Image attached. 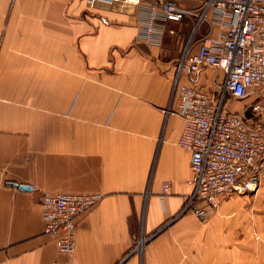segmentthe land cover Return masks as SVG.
Instances as JSON below:
<instances>
[{
  "label": "crops",
  "instance_id": "0c3cea01",
  "mask_svg": "<svg viewBox=\"0 0 264 264\" xmlns=\"http://www.w3.org/2000/svg\"><path fill=\"white\" fill-rule=\"evenodd\" d=\"M137 17L86 0H0V264H264V182L221 197L207 223L181 215L195 177L168 111L177 85L218 97L223 74L178 76L170 46L196 20L156 47L137 41ZM255 99L226 105L250 118ZM56 193L105 195L77 220L72 255L44 234L40 200Z\"/></svg>",
  "mask_w": 264,
  "mask_h": 264
},
{
  "label": "built area",
  "instance_id": "2783aa9c",
  "mask_svg": "<svg viewBox=\"0 0 264 264\" xmlns=\"http://www.w3.org/2000/svg\"><path fill=\"white\" fill-rule=\"evenodd\" d=\"M193 0H87L91 8L134 7L138 12L137 41L161 47L165 37L178 36L172 25L194 21L177 67L197 76L209 68L223 74L215 97L195 84L177 85L174 113L183 122L177 146L190 155L195 177L193 193L181 215L191 213L207 223L219 199L257 192L264 182V0H194L200 13L182 6ZM207 25L206 32L203 27ZM214 29L220 32L218 36ZM201 34L200 40L197 36ZM198 43V49L192 47ZM252 117L231 111L226 101H245ZM171 184L162 187L169 195ZM105 195L43 194L40 200L44 234L57 249L72 255L77 247V220L99 205ZM138 250V249H136Z\"/></svg>",
  "mask_w": 264,
  "mask_h": 264
},
{
  "label": "rangeland",
  "instance_id": "374dc122",
  "mask_svg": "<svg viewBox=\"0 0 264 264\" xmlns=\"http://www.w3.org/2000/svg\"><path fill=\"white\" fill-rule=\"evenodd\" d=\"M86 2H87V0H86ZM188 2H190V1H188ZM186 36L187 35H185V39L183 37H181V41H180L181 45H179V44H177V42H175L174 44H172L170 46V52H169V54L171 56H176L178 58L182 57L183 52H184V49L186 47V44H187V42L189 40V36L188 37H186ZM179 47L182 48L180 51H179Z\"/></svg>",
  "mask_w": 264,
  "mask_h": 264
},
{
  "label": "trees",
  "instance_id": "16d2710c",
  "mask_svg": "<svg viewBox=\"0 0 264 264\" xmlns=\"http://www.w3.org/2000/svg\"><path fill=\"white\" fill-rule=\"evenodd\" d=\"M188 36H189V35H188ZM188 36H187V37H188Z\"/></svg>",
  "mask_w": 264,
  "mask_h": 264
}]
</instances>
